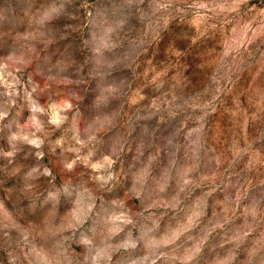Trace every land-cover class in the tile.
I'll return each instance as SVG.
<instances>
[{"label":"rangeland","instance_id":"obj_1","mask_svg":"<svg viewBox=\"0 0 264 264\" xmlns=\"http://www.w3.org/2000/svg\"><path fill=\"white\" fill-rule=\"evenodd\" d=\"M0 264H264V0H0Z\"/></svg>","mask_w":264,"mask_h":264}]
</instances>
